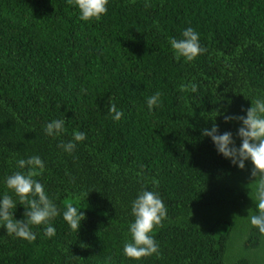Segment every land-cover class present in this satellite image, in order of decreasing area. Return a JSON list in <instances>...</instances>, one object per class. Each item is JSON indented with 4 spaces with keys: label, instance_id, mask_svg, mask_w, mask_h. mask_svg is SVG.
Returning <instances> with one entry per match:
<instances>
[{
    "label": "trees",
    "instance_id": "16d2710c",
    "mask_svg": "<svg viewBox=\"0 0 264 264\" xmlns=\"http://www.w3.org/2000/svg\"><path fill=\"white\" fill-rule=\"evenodd\" d=\"M109 0L99 20L82 21L68 0H0V200L17 161L39 156L37 177L60 215L32 226L36 239L0 225V264H264V234L240 169L203 130L231 132L235 145L251 100L264 99V0ZM195 29L207 51L175 58L170 38ZM195 83L196 92L180 90ZM161 92L159 106L147 98ZM111 103L123 112H109ZM64 120L58 136L45 126ZM85 133L73 141V133ZM76 143L71 153L59 145ZM153 180L159 182L158 186ZM144 190L162 198L167 218L151 235L160 255L125 256ZM85 214L79 231L65 204Z\"/></svg>",
    "mask_w": 264,
    "mask_h": 264
},
{
    "label": "clouds",
    "instance_id": "9594fccd",
    "mask_svg": "<svg viewBox=\"0 0 264 264\" xmlns=\"http://www.w3.org/2000/svg\"><path fill=\"white\" fill-rule=\"evenodd\" d=\"M135 2V0H133ZM70 5L75 4L79 11V19L82 21L99 20L108 12L107 5L109 0H68ZM152 5L147 2L145 7ZM182 39L170 38V45L175 53V58L179 61L181 57L186 61L195 60L200 54L207 51L200 44L198 32L189 27L182 33ZM195 83L181 84L180 90L187 92L197 91ZM162 93L157 91L154 95L147 98V106L152 110L154 106H159ZM109 112L114 114L113 119L120 120L123 112L118 111L116 104L111 103ZM246 116H227L225 122L237 120L242 126L238 129L237 135L242 143L239 147L235 145L231 132L219 133L217 125H213L211 130L204 129L203 135L209 136L213 140L220 154L232 161L233 165H238L240 169L245 168V162L251 161L253 169L251 172L253 181L248 185L251 189V198L257 205L258 211H250L248 216L252 226L264 234V99L251 100V107L246 110ZM64 120H53L45 126L48 136H58L66 131ZM85 133L75 131L73 141H83ZM70 141L59 145L66 152L71 153L76 148V143ZM19 168H27V172H15L6 178V186L12 190L19 198V204L26 209L23 220L14 218L13 209L17 203L12 196L5 193L0 200V225L6 227L9 235L18 238L34 241L35 233L31 230L32 226L45 225V234L52 237L56 234V229L50 225V221L60 215V211L52 198L45 191L44 186L34 177L39 176L44 171V162L39 156H31L27 160L17 161ZM153 184L158 186L159 182L153 180ZM132 214L135 220L130 225L131 241L125 242L124 254L128 258L140 260L147 256L160 255L158 243L151 235L154 229L162 226V222L167 218V209L158 193L144 190L132 202ZM63 219L70 225L72 230L80 229L82 220L85 219L83 211L78 210L72 203L65 204Z\"/></svg>",
    "mask_w": 264,
    "mask_h": 264
}]
</instances>
